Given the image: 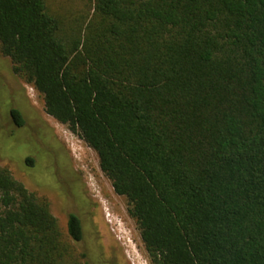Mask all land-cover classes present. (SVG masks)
I'll return each mask as SVG.
<instances>
[{
  "label": "trees",
  "instance_id": "16d2710c",
  "mask_svg": "<svg viewBox=\"0 0 264 264\" xmlns=\"http://www.w3.org/2000/svg\"><path fill=\"white\" fill-rule=\"evenodd\" d=\"M94 3L69 36L47 0H0V54L98 154L151 264H264V0ZM87 259L0 165V264Z\"/></svg>",
  "mask_w": 264,
  "mask_h": 264
},
{
  "label": "rangeland",
  "instance_id": "374dc122",
  "mask_svg": "<svg viewBox=\"0 0 264 264\" xmlns=\"http://www.w3.org/2000/svg\"><path fill=\"white\" fill-rule=\"evenodd\" d=\"M47 4L69 36L87 26L95 7L94 0ZM14 110L20 112L24 128L13 118ZM0 165L38 198L49 201L74 255L85 253L88 264H151L138 225L129 215V202L115 193L98 154L46 113L42 96L14 74L12 61L1 54ZM71 214L83 223L82 242L69 236Z\"/></svg>",
  "mask_w": 264,
  "mask_h": 264
},
{
  "label": "flooded vegetation",
  "instance_id": "af4514ba",
  "mask_svg": "<svg viewBox=\"0 0 264 264\" xmlns=\"http://www.w3.org/2000/svg\"><path fill=\"white\" fill-rule=\"evenodd\" d=\"M13 116V115H12ZM25 126V125H24ZM24 126H21L22 128H24ZM20 127V126H19Z\"/></svg>",
  "mask_w": 264,
  "mask_h": 264
},
{
  "label": "bare ground",
  "instance_id": "6f19581e",
  "mask_svg": "<svg viewBox=\"0 0 264 264\" xmlns=\"http://www.w3.org/2000/svg\"><path fill=\"white\" fill-rule=\"evenodd\" d=\"M52 122H53V120H52ZM57 124V123H56ZM52 125H54V124H52ZM59 127V126H58Z\"/></svg>",
  "mask_w": 264,
  "mask_h": 264
}]
</instances>
